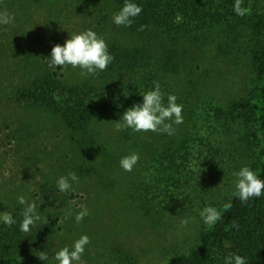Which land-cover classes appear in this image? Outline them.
<instances>
[{"label":"rangeland","instance_id":"1","mask_svg":"<svg viewBox=\"0 0 264 264\" xmlns=\"http://www.w3.org/2000/svg\"><path fill=\"white\" fill-rule=\"evenodd\" d=\"M4 10L15 14V22L0 25V215L9 212L16 223L9 227L0 222V256L58 264L55 253L85 234L91 242L82 264H163L190 250L207 227L200 210L222 205L234 191L233 173L252 167L255 159L246 128L216 114L218 108L228 109L250 94L255 70L249 54L230 51L225 43L219 49L212 42L190 61L183 77L173 82L177 90L164 91L165 104L168 94H174L183 105L184 122L173 124V135L135 132L139 141L127 146L122 131L115 129L121 117L101 112L93 125L104 139L105 151L93 156L57 119L17 102L9 92L21 79L23 66L49 67L52 48L63 45L70 33L92 29L108 45L130 44L128 31L113 22L116 3L0 0V11ZM53 69L69 81L82 79L79 68ZM189 140L196 148L192 147L190 171L180 166L178 180L168 178L171 168H165L177 149L184 154ZM131 153H139L140 160L126 172L119 161ZM69 172H75L79 182H72L74 191L60 192L57 180ZM20 195L35 201L41 216L28 233L20 231ZM81 205L90 214L78 224L75 214ZM68 210L73 215L65 218ZM185 218L190 222L181 228ZM42 251L46 261L39 259ZM216 264H225V258L218 256Z\"/></svg>","mask_w":264,"mask_h":264},{"label":"trees","instance_id":"2","mask_svg":"<svg viewBox=\"0 0 264 264\" xmlns=\"http://www.w3.org/2000/svg\"><path fill=\"white\" fill-rule=\"evenodd\" d=\"M114 2L120 11L126 0ZM132 2L142 6L132 25L124 26L132 42L108 45L114 60L105 71L72 82L63 72L47 66H23L21 79L9 94L17 102L57 119L72 137L78 138L81 149L94 156L105 151L104 139L93 125L95 116L110 112L121 117L129 107L142 103L140 93L154 89L155 81L161 87L164 84L163 93H172L171 88L177 90L173 82L183 77V70L208 43L215 42L219 49L225 43L230 51L249 54L255 77L248 96L233 101L228 109L218 108L216 114L246 128L248 144L256 148L251 168L264 180V0H243L242 6L250 9V14L243 17L234 11L235 0ZM177 15L182 16V22H175ZM141 26H145L143 30ZM182 92L181 88L179 94ZM122 133L127 146L139 141L131 129ZM190 143L184 154L175 151L176 157L165 168H171L168 178L176 179L180 166L190 171L192 147L196 150ZM228 203L231 207L225 209ZM217 209L221 220L207 226L190 250L170 256L163 264H216L218 256L225 258L230 252L243 256L246 264H264V195L242 203L232 193ZM225 242L231 247L226 248ZM0 264L35 263L3 255Z\"/></svg>","mask_w":264,"mask_h":264},{"label":"clouds","instance_id":"3","mask_svg":"<svg viewBox=\"0 0 264 264\" xmlns=\"http://www.w3.org/2000/svg\"><path fill=\"white\" fill-rule=\"evenodd\" d=\"M243 0H235L234 11L238 16L250 14V9L242 6ZM142 12V6L126 0L120 11L113 14V22L117 26H131L133 18ZM182 16L177 15L176 23L182 22ZM15 22V14L9 13L7 10L0 11V25H9ZM145 26H141L143 30ZM114 60L113 55L108 50V44L105 39L99 36L92 29H87L79 33H70V38L66 42L56 44L52 50L50 57L47 58V64L50 68L71 66L79 68V75L82 78L88 76H97L100 72L105 71L110 63ZM154 89L140 93L143 96L142 103H137L129 107L116 121V131L131 129L133 132H155L173 135L175 129L173 124L180 125L184 122L182 115L183 105L177 103V96L168 94L167 103L164 102V93L162 92L160 83L154 82ZM140 160L139 153H131L122 157L119 161L120 167L131 172ZM233 195L242 203H247L252 198H259L264 195V180L260 179L257 172L250 166H243L239 171L233 173ZM79 182V178L75 172H69L67 176H61L57 180V186L60 192L74 191L72 182ZM18 203L23 205L22 222L20 223V231L28 233L31 227L41 220L40 214L37 212V204L35 201H29L24 195L18 196ZM231 204H225L224 208L228 209ZM80 211L75 214L76 223L90 214L89 209L81 205ZM71 210L66 211L65 218L72 216ZM203 222L208 226H214L221 220V212L214 206H205L199 213ZM0 222L11 227L16 223L13 215L4 212L0 215ZM189 219L181 220L180 227L186 228ZM45 224L47 221L45 220ZM234 226H238L233 222ZM88 235H81L75 240L72 246H65L55 253V260L58 264H82L81 257L85 252V248L90 244ZM225 247H231L229 242H225ZM39 259L46 261L48 259L43 251L38 255ZM225 264H246L243 256L230 252L225 257Z\"/></svg>","mask_w":264,"mask_h":264}]
</instances>
